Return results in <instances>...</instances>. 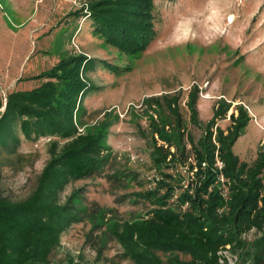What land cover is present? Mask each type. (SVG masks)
Wrapping results in <instances>:
<instances>
[{
    "label": "trees",
    "instance_id": "1",
    "mask_svg": "<svg viewBox=\"0 0 264 264\" xmlns=\"http://www.w3.org/2000/svg\"><path fill=\"white\" fill-rule=\"evenodd\" d=\"M153 9V0H86L74 13L89 17L106 44L134 55L156 35ZM95 63L117 70L107 60L68 53L35 77L38 85L12 90L4 101L0 95V151L15 152L21 137L50 138L49 158L30 193L19 200L0 194V264L50 263L62 235L85 219L100 231L98 240L113 239L132 264H228L223 251L234 255L236 264H264V148L251 163L239 160L232 147L250 119L247 108L236 104V113L227 116L230 102L219 99L212 118L202 124L196 86L187 93V120L178 94L142 100L147 124L141 133L160 175L131 194L134 203L149 204L144 213L121 219L115 208L89 207L83 188L61 198L70 183L104 175L113 160L107 138L119 116L105 111L82 129L77 114L92 88L86 73ZM226 117L229 124L221 128L217 120ZM188 124L202 128L197 138ZM128 171L108 177L124 184L135 178ZM250 230L256 236L246 239Z\"/></svg>",
    "mask_w": 264,
    "mask_h": 264
},
{
    "label": "rangeland",
    "instance_id": "2",
    "mask_svg": "<svg viewBox=\"0 0 264 264\" xmlns=\"http://www.w3.org/2000/svg\"><path fill=\"white\" fill-rule=\"evenodd\" d=\"M156 35L139 54L125 55L106 44L93 30L89 17L76 12L80 0H0V95L5 100L12 90H28L39 84L35 78L51 70L64 54L84 53L107 60L119 72L95 63L86 78L92 88L83 97L78 115L82 129H89L109 111L119 116L110 127L107 143L113 160L104 175L70 183L64 199L73 189L83 188L89 207L115 208L118 218L144 213L147 202L132 201V192L150 187L160 178L152 166L142 130L143 98L178 94L185 119L187 93L197 87L198 117L202 124L213 116L219 99L230 102L227 116L243 104L250 115L232 150L241 161L251 163L264 148V0H153ZM213 7L222 10L223 33L209 32L208 16ZM191 22V23H190ZM194 34L177 42L186 28ZM127 66L129 69H124ZM135 113V114H133ZM236 113V111H235ZM138 117V118H136ZM226 128L229 119L217 120ZM197 138L200 126L187 125ZM50 138L30 142L21 137L13 153L0 151V194L11 200L26 197L34 188L41 168L49 158ZM135 174L124 184L108 177L115 170ZM182 171L186 167L181 168ZM192 177V172L188 173ZM264 182V170H263ZM129 179V178H127ZM181 180L182 184L186 183ZM110 214V213H109ZM109 218V217H106ZM97 229L88 220L72 225L53 250L48 264H132L121 257L119 245L111 238L98 240ZM256 236L254 230L246 239ZM103 243V245H102ZM228 264L234 255L223 251Z\"/></svg>",
    "mask_w": 264,
    "mask_h": 264
},
{
    "label": "clouds",
    "instance_id": "3",
    "mask_svg": "<svg viewBox=\"0 0 264 264\" xmlns=\"http://www.w3.org/2000/svg\"><path fill=\"white\" fill-rule=\"evenodd\" d=\"M215 0H209V3H214ZM208 20L210 21L209 32L214 33L216 35H221L223 33V25L224 18L222 10L216 7L211 9V12L208 16ZM191 23V22H190ZM194 34L191 31V28H186L181 36L177 37V42H187L190 38H192Z\"/></svg>",
    "mask_w": 264,
    "mask_h": 264
},
{
    "label": "built area",
    "instance_id": "4",
    "mask_svg": "<svg viewBox=\"0 0 264 264\" xmlns=\"http://www.w3.org/2000/svg\"><path fill=\"white\" fill-rule=\"evenodd\" d=\"M84 1H86V0H80V6L82 5V3L84 2ZM80 8V7H79ZM81 130V129H80ZM218 165H219V167L221 166V163L220 162H218ZM221 180H222V178H221ZM226 194V191L224 192V195Z\"/></svg>",
    "mask_w": 264,
    "mask_h": 264
}]
</instances>
